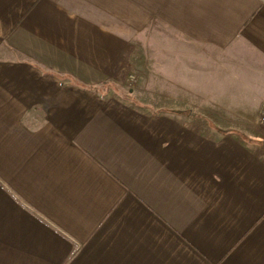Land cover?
I'll return each mask as SVG.
<instances>
[{"label":"crops","instance_id":"0c3cea01","mask_svg":"<svg viewBox=\"0 0 264 264\" xmlns=\"http://www.w3.org/2000/svg\"><path fill=\"white\" fill-rule=\"evenodd\" d=\"M262 116L264 0H0V264H264Z\"/></svg>","mask_w":264,"mask_h":264},{"label":"rangeland","instance_id":"374dc122","mask_svg":"<svg viewBox=\"0 0 264 264\" xmlns=\"http://www.w3.org/2000/svg\"><path fill=\"white\" fill-rule=\"evenodd\" d=\"M132 67L130 74L127 77L125 83L121 85L122 88H129L132 91L134 99L143 103L149 102L153 104L160 103V100L169 99V94L166 89V77L158 76L155 67L157 65L152 64L149 59L141 61H131ZM124 91V89H122ZM192 102L197 103V92H192ZM192 111H198L199 108H191ZM203 110V109H202ZM212 110V109H209ZM224 126L231 127V124H224ZM237 126V125H236ZM239 127L247 129V125H238ZM249 126V125H248ZM257 133L264 134L263 125L260 123L259 126L253 127ZM245 131V130H244ZM264 141V140H263Z\"/></svg>","mask_w":264,"mask_h":264},{"label":"built area","instance_id":"2783aa9c","mask_svg":"<svg viewBox=\"0 0 264 264\" xmlns=\"http://www.w3.org/2000/svg\"><path fill=\"white\" fill-rule=\"evenodd\" d=\"M260 120H261L262 124L264 125V116H262Z\"/></svg>","mask_w":264,"mask_h":264}]
</instances>
